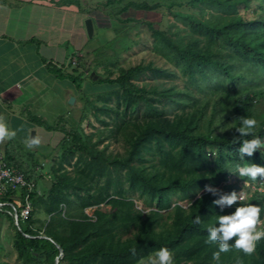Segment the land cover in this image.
<instances>
[{
  "label": "trees",
  "instance_id": "trees-1",
  "mask_svg": "<svg viewBox=\"0 0 264 264\" xmlns=\"http://www.w3.org/2000/svg\"><path fill=\"white\" fill-rule=\"evenodd\" d=\"M112 1L106 0L104 5ZM189 4L198 6L199 14L181 15L188 28L187 40L147 22L152 51L175 70L152 62L138 63L92 83L97 90L113 87L101 98L108 101L114 93L117 107L88 101L102 127L83 133L79 125L73 129L76 121L69 131L59 133L55 162L45 156L53 148L48 143L41 150L42 159L34 160L29 154L18 168L13 164L15 155L5 152L7 162L22 171L33 186L0 195V201L17 204L18 215L27 200L31 203L27 218L19 216L17 223L11 206H0V264H11L3 256L7 254L6 237L17 264H147L162 247L173 253L174 264H264V240L257 243L253 255L233 248L220 253L219 261L213 259L218 244L205 243L207 229L218 226V215L233 213L240 203L264 208V194L257 190L264 186L260 177L252 181L239 176L245 185L253 183L247 199L223 210L213 204L219 194L237 191V183L227 181L238 166L264 167V147L251 157L240 158L239 133L235 131L241 126V117L254 118L258 122L255 135L264 141V84L260 83L264 81V7L258 0H190ZM250 4L256 7L247 14L244 10ZM158 6L130 1L117 12L110 9L108 15L113 17L112 13L127 8L154 12ZM99 60L90 69L94 75L106 63V58ZM47 70L58 78H68L77 89L85 72L77 66L64 72L47 65ZM147 71L153 81L159 76H181L185 89L139 85L140 76ZM164 97L179 105L180 112L172 115L157 105ZM85 110L80 112L83 118L89 115ZM99 111L108 119L98 115ZM56 126L46 124L45 128L54 131ZM112 138L124 142L123 153L113 155L107 152V145L99 147ZM45 164H49V179ZM206 185L223 187L226 192L218 189L213 196L204 192ZM133 195L143 199L146 211L135 207ZM174 195L189 204H176ZM102 204L109 209L102 210ZM88 207H95L91 216L85 211ZM197 216L200 224L193 222Z\"/></svg>",
  "mask_w": 264,
  "mask_h": 264
},
{
  "label": "crops",
  "instance_id": "crops-1",
  "mask_svg": "<svg viewBox=\"0 0 264 264\" xmlns=\"http://www.w3.org/2000/svg\"><path fill=\"white\" fill-rule=\"evenodd\" d=\"M77 2L0 0V116L17 137L33 127L40 150L56 138L46 124L67 121V115L83 117L77 109L75 85L47 70V65H56L69 72L86 56L79 45L88 37L83 22L89 14ZM67 45L79 47L70 52ZM70 96L74 97L73 103L68 102ZM8 141L0 147L4 153L15 155L13 164L21 167L19 151L8 147Z\"/></svg>",
  "mask_w": 264,
  "mask_h": 264
},
{
  "label": "rangeland",
  "instance_id": "rangeland-1",
  "mask_svg": "<svg viewBox=\"0 0 264 264\" xmlns=\"http://www.w3.org/2000/svg\"><path fill=\"white\" fill-rule=\"evenodd\" d=\"M70 2L72 0H69ZM76 1V0H74ZM130 1L134 2H143L145 1L147 4H155L158 3L159 6L154 10V12H151L150 10H135L134 8H127L125 12H122L120 14L116 13L117 9H121V7L125 4H127ZM190 0H113L112 3H110L108 6L104 5L106 0H78V5L83 6L82 10L89 14V17L92 19L93 24V35L91 37H84L85 40L81 41L82 44L78 45L80 46L79 50L80 52L86 53L82 57L81 60L78 62V66L81 68L84 72V78L82 80L81 86L78 91V97H77V109H80L81 113H84V109L86 113H89L88 117L80 118V117H70L66 116L67 121L64 119L60 122V120H57L55 122L56 125H58L57 129H54V132L56 137H59L60 134L69 131L71 126L73 125V129H77L78 125L80 128H82L83 133H90L94 132L96 129H98L101 126L100 122H97L91 114L92 109H90L88 105V101H92L96 105H103L104 102H106L108 105L117 107V99L114 93H111V95L107 98L108 101H104L101 97L104 96V92H108L113 90V87L108 88H102L99 87V89H96L97 84L95 83L96 80L110 74L111 77H114L118 75V71L121 68H128L130 66H133L138 63L147 64L149 62H152L153 65H158L161 67H168V69H174L171 64L166 63L161 57H159L157 54H155L152 51V44H153V36L151 35V30L147 26V22H151L153 27H160L164 30L168 29L170 33H173L176 37H183L185 40L188 38V28L183 22V19L181 15L186 13L196 14L198 15V6H191L189 4ZM260 4L264 7V0H258ZM80 2V3H79ZM174 3L170 7H166V4ZM104 5V6H103ZM256 4L250 6L244 10L245 13H249L251 8H255ZM112 9L116 12L112 13L113 17H110L108 15L109 10ZM180 13L177 15L176 13ZM264 13V12H263ZM125 18H130L127 21H123ZM84 23V22H83ZM85 27V26H84ZM117 30V31H116ZM116 31V32H115ZM75 35V34H74ZM74 40V39H73ZM70 45V44H69ZM67 45L68 51L72 52V48H76L79 46L73 45L72 48ZM61 47H64V45H61ZM113 51L115 53L113 54ZM113 54L114 58H111L110 55ZM106 58V63L104 66L97 67V73L94 75L90 72V69H92V66L95 65V63L100 62L97 61L98 59ZM105 66H108V70H110V73H108V70L105 68ZM175 70V69H174ZM151 71H147L146 74H142L140 76L141 80H138L139 85H146L149 87L152 83L159 84L162 87H171L173 85L174 90H184L186 83L184 79L181 76H176L172 78H163L162 76H159V78L155 81L151 79ZM93 81V82H91ZM261 84H264V81L260 82ZM251 83L247 84L246 87H251ZM111 88V90H109ZM160 88V87H159ZM115 89V87H114ZM99 95V97H98ZM176 96V95H175ZM264 100V99H262ZM157 105H160V107H164L165 109L169 110L172 115L175 113H179L181 109L179 105H176L175 103H170L168 99L164 97L162 100V103H158ZM262 103H259V107H261ZM121 107L119 110V113L121 114ZM79 111V112H80ZM113 113L110 112V115ZM98 115H101L102 117H106L102 112L99 111ZM70 117V118H69ZM128 117V116H127ZM27 119L30 117H26ZM109 121V120H108ZM28 124L31 122L29 120L26 121ZM50 124V120L48 121ZM102 127V126H101ZM34 130L33 127H31L28 132L24 133L21 138L16 137L14 139H11L8 141V147H13L19 151L18 156L22 159H26L24 157H29V154H32L30 156L34 160H40L44 157L43 153L41 152L39 147H28V142H30V133ZM57 138L54 139L52 142H47L48 144H51L53 148L48 154H45V156L52 157L51 159H54L60 151V147L57 146L56 142ZM45 143V144H47ZM103 145H107V152H112L113 155H116L118 153H123L125 149V144L122 140L116 138H112L109 140H104L102 143L99 144V147L101 148ZM10 150V149H9ZM51 154V155H50ZM27 160V159H26ZM75 159L71 160V165L67 164L68 170L72 169V165ZM55 162V159H54ZM49 164H45L44 170L45 173H48L46 176V179H49ZM53 165V164H52ZM230 182H237L238 183V193L242 192L244 197L247 199L248 196L252 193L254 190L253 183H250V185H245L242 182V180L239 179V175L235 172H231L230 177L227 181V183ZM247 187V189H246ZM263 188V189H261ZM215 189H220L221 191H225V188L223 187H215ZM244 189V190H243ZM258 191L264 192V186L259 187L257 189ZM134 201H135V207L142 209L143 211H146L147 207H145L143 203L142 198H138L137 195H133ZM172 201L176 204L184 205L185 207L189 204L187 200L181 201V199L178 198L177 195H174L172 197ZM95 207H88L86 208L87 215L91 216L93 213V210ZM102 210H108L109 206L103 205L101 206ZM39 213L41 211H38ZM40 215V214H39ZM38 215V217H39ZM40 218H44V215L41 214ZM261 220H264V211L261 215ZM6 226V224H4ZM3 226V227H4ZM10 229V228H9ZM8 229V230H9ZM7 231L4 229V232ZM7 238V237H6ZM3 239L5 249L7 254L3 255L5 259H8L11 264H17L14 250L11 248V240L9 239ZM12 249V250H11ZM145 259L141 261V263L144 262ZM144 264V263H143Z\"/></svg>",
  "mask_w": 264,
  "mask_h": 264
},
{
  "label": "clouds",
  "instance_id": "clouds-1",
  "mask_svg": "<svg viewBox=\"0 0 264 264\" xmlns=\"http://www.w3.org/2000/svg\"><path fill=\"white\" fill-rule=\"evenodd\" d=\"M257 126L258 122L256 119L241 117V126L235 129L239 133L236 142L241 145L239 147L241 159H244L245 155L251 157L254 152L264 147V141L255 135ZM16 135V131L11 130L4 118L0 116V143L14 139ZM249 136L253 138L243 139ZM39 144V139L32 138L28 142V147H37ZM237 173L240 177H248L250 180L256 181L258 177L264 178V167L256 164L238 166ZM238 191L237 189L236 192L233 191L229 194H219V198L213 200V204L223 210L225 207H231L237 202H241L245 197L242 192L237 193ZM204 192L217 196L219 190L206 185ZM262 193L264 194V192ZM262 211H264V208L260 205L240 203V206L236 207L233 213L218 215V226L207 229L208 238L205 241L208 244H218V251L213 254V259L219 261L220 253H227L232 251L233 248L243 252L245 255H253L256 251L257 243L264 240V221L261 220ZM193 222L200 224V216H197ZM232 240H234V243H229ZM147 264H174L173 253L168 248L162 247L149 257Z\"/></svg>",
  "mask_w": 264,
  "mask_h": 264
},
{
  "label": "built area",
  "instance_id": "built-area-1",
  "mask_svg": "<svg viewBox=\"0 0 264 264\" xmlns=\"http://www.w3.org/2000/svg\"><path fill=\"white\" fill-rule=\"evenodd\" d=\"M23 186L31 188L33 186V182L27 181L22 171H18L17 168L12 167L11 164L7 162L5 153L0 147V195H5L10 190L21 189ZM4 204L11 206V209L15 213L14 220L16 223L19 216L21 220L26 219L31 210V203L28 200L25 202L19 215L16 213V203L0 201V206Z\"/></svg>",
  "mask_w": 264,
  "mask_h": 264
},
{
  "label": "water",
  "instance_id": "water-1",
  "mask_svg": "<svg viewBox=\"0 0 264 264\" xmlns=\"http://www.w3.org/2000/svg\"><path fill=\"white\" fill-rule=\"evenodd\" d=\"M84 26H85V30H86V33L89 37L92 36L93 34V24H92V19L91 18H86L84 20ZM69 103H73L74 102V97L73 96H70L69 100H68ZM35 136V131L32 130L31 133H30V140L32 138H34ZM43 237V235L41 236Z\"/></svg>",
  "mask_w": 264,
  "mask_h": 264
}]
</instances>
